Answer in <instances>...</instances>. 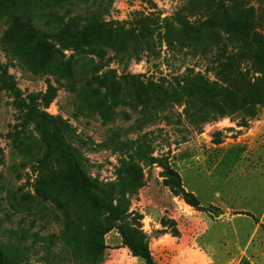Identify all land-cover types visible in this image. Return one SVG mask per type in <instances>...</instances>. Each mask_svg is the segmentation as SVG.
I'll return each mask as SVG.
<instances>
[{
  "label": "rangeland",
  "instance_id": "rangeland-1",
  "mask_svg": "<svg viewBox=\"0 0 264 264\" xmlns=\"http://www.w3.org/2000/svg\"><path fill=\"white\" fill-rule=\"evenodd\" d=\"M233 1L256 8L258 30L264 34V0H227ZM186 2L5 0L0 13V242L9 240L10 231L16 233L11 238L23 251L16 252L23 264H45V259L52 264H93L92 252L65 236L81 222L77 202L84 197L82 190L65 184L51 193L38 185L44 166L55 156L21 102L28 104L29 95L46 93L50 87L56 97L46 111L72 127V146L81 152L89 177L114 183L124 162L142 168L144 186L124 197L123 209L128 222H139L157 264H264V105L257 104L250 118L245 110L251 107L240 100V110L205 124L201 132L190 125L179 105L165 111L151 108L152 117L144 123L140 84L173 83L190 68L204 73L209 69L208 76L218 81V64H230L227 69L234 78H221L223 84H234L243 97L249 82L248 94L264 98V76L241 49L246 45L220 28L197 32L173 21ZM23 12L48 36L44 40L51 48L63 50L65 57L57 53L56 61H46L43 52L30 49L35 47L27 32L9 30L14 14ZM95 14L109 24V33L82 45L86 53L75 50L76 45L63 49L64 43L50 38L60 21L63 27L72 18ZM140 16L156 20L149 41L154 52L128 60L106 42L132 41V33L125 32L132 31ZM192 21L199 23L198 17ZM71 55L78 64L71 77H64L56 64ZM110 70L116 72L117 87L106 97L108 109L98 108L93 93L98 83L92 76ZM109 80H104L102 93ZM116 90L117 99L112 93ZM170 170L180 176L181 187L197 197L200 208L182 196ZM224 212L229 215L218 220ZM104 244L99 264H145L133 256L117 229L104 235Z\"/></svg>",
  "mask_w": 264,
  "mask_h": 264
},
{
  "label": "trees",
  "instance_id": "trees-1",
  "mask_svg": "<svg viewBox=\"0 0 264 264\" xmlns=\"http://www.w3.org/2000/svg\"><path fill=\"white\" fill-rule=\"evenodd\" d=\"M4 3L5 0H0V13L4 12ZM255 15L256 8L254 6H239L236 1L228 3L227 0H187L177 10L173 21L181 27L190 28L197 32L204 28H220L234 40L248 47L241 49L246 57L252 61L257 72L264 76V34L258 30ZM196 17H198L199 22L197 25L192 21V18ZM32 19V17L26 16L25 12L14 14L9 22V30L27 32V37L31 38L33 47H35L30 49L32 52H43L46 61H56L54 54L57 53L61 57H65L63 50L51 48V44L44 40L48 36L40 33ZM155 21L150 16H140L132 24V31H124L125 34L132 33L134 38L132 41L127 38L125 41L113 42L108 40L106 43L113 47L111 49L118 55H124L128 60L137 59L144 52L153 53L154 48H150L149 41L153 34V25H156ZM61 23L63 22L60 21L54 28L55 32L50 35V38L60 40L61 44L64 43L63 49H72L76 45L75 50L81 53L87 52L82 45L89 44L91 39L97 42L101 36L109 33V24L97 14L90 17L72 18L63 27H60ZM126 41L131 43L127 44ZM131 44L135 45L134 48L127 46ZM75 64H78L77 59L75 60V56L71 55L68 61L58 59L56 69L64 77H71L74 73ZM229 65L227 64V66ZM227 66L224 62L218 64L219 68L216 70L218 81L216 78L212 80L208 76L209 69H206V73H204L203 71H196L195 68H190L182 77H174L173 83H155L152 80L148 83H139L144 90V98L141 102L144 110V123L150 121L149 117H152L151 110L153 108L158 107L165 111L168 106L179 105L184 106L183 115L190 125L197 132H201L205 124L240 110L243 107L238 103L240 100L251 107L245 112L248 117H253L254 107L257 104L264 105V98L258 100L248 94L250 92L247 86L250 85L249 82L246 83L243 91L246 95L243 97L239 94L241 91L233 86L234 84L224 85L221 78L224 81L234 78L232 76L234 74L227 69ZM115 73L114 70H110L102 76H97L95 73L92 76L93 81L98 83V87L93 89V93L98 97V108L108 109L105 100L107 95L117 87ZM129 78L134 80L138 77L129 76ZM106 79H110L111 84L109 82L104 84L106 91L102 93V84ZM15 92L20 95L16 88ZM112 93L116 99L120 96L117 90ZM55 97L56 91L50 87L46 93L29 95V103L26 104L22 100L21 106L28 110V116L42 129L43 139L48 150L51 155L55 156L53 161H55L56 166H53V161L44 166L43 179L38 185L45 186L53 193L54 187L58 185L75 184L83 192L84 197H80L77 202L78 216L81 217V222L76 224V229H69L65 236L74 240L76 247L81 246L87 251H91L93 264H99L105 249L104 235L112 229H117L133 256L142 259L145 264H157L139 222L137 220L128 222L126 210L123 209L124 197L137 192L144 186L142 168L136 162H124L119 180L114 183L103 184L89 177L82 166L81 152L72 146V127L62 117L54 116L46 111ZM38 99L40 103H37ZM153 100L154 103H152ZM149 160L150 162L156 161L152 158ZM169 175L176 179L177 188L186 201L200 208L197 197L181 187L180 176L173 170H170ZM201 210L205 209L201 208ZM243 214L253 217L247 212ZM1 226L0 220V229ZM10 235H16V233L10 231ZM11 236L6 243L0 242V264H23L24 258L16 253H23V251L16 243L12 242ZM44 262L45 264L53 263L50 259H45Z\"/></svg>",
  "mask_w": 264,
  "mask_h": 264
},
{
  "label": "water",
  "instance_id": "water-1",
  "mask_svg": "<svg viewBox=\"0 0 264 264\" xmlns=\"http://www.w3.org/2000/svg\"><path fill=\"white\" fill-rule=\"evenodd\" d=\"M228 215H229V213L224 212V213L219 214V216H216V218H217L218 220H220V219H222V218H224L225 216H228Z\"/></svg>",
  "mask_w": 264,
  "mask_h": 264
}]
</instances>
